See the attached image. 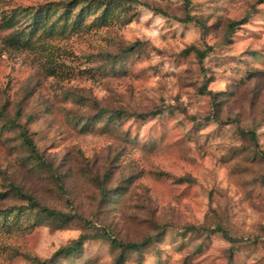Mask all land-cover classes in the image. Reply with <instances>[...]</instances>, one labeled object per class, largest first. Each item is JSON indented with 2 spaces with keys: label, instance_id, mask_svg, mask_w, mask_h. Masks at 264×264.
I'll use <instances>...</instances> for the list:
<instances>
[{
  "label": "rangeland",
  "instance_id": "1",
  "mask_svg": "<svg viewBox=\"0 0 264 264\" xmlns=\"http://www.w3.org/2000/svg\"><path fill=\"white\" fill-rule=\"evenodd\" d=\"M101 1L0 0V264H264V0Z\"/></svg>",
  "mask_w": 264,
  "mask_h": 264
},
{
  "label": "trees",
  "instance_id": "2",
  "mask_svg": "<svg viewBox=\"0 0 264 264\" xmlns=\"http://www.w3.org/2000/svg\"><path fill=\"white\" fill-rule=\"evenodd\" d=\"M184 2V8L186 10L189 9L191 2L190 0H183ZM100 4H113V5H118V6H130V5H142L152 11H154L157 14H162L165 15L166 12H164L162 9L152 6L149 3L146 2H142L141 0H102L101 2H99ZM62 5L65 7V9L69 10L73 5L74 2L71 3H62ZM184 22L190 23V22H194L200 26H202L201 21L196 20L195 18H193L190 15H187L185 17V19L183 20ZM243 24V21H236V22H232L229 26V28L231 30L235 29L236 27L240 26ZM3 26L6 27L7 29H12L15 27V22H14V18L13 17H7L3 19ZM17 36V35H16ZM14 38V36H13ZM12 41V38L11 40ZM139 44H134L132 46H129L126 51L127 52H134L136 50V48L138 47ZM193 51H195V53L197 54V56L199 57V59L202 61L203 59H205V57L207 56L208 51H199L198 49L195 48H191ZM207 90L204 88L203 92H206ZM212 98H215V94L213 92L208 91L207 92ZM161 112H151L149 114H142L141 117H147V116H157L159 115ZM117 117H122L124 115L123 111H118L116 112ZM210 119H215L217 120V116L214 115L211 118L207 117L206 120H210ZM249 135L251 136V139L255 142L256 141V133L255 132H249ZM22 136L24 139V143L27 145V147L31 150V152L35 155H38L35 145L33 143V141L30 139V137L28 136L27 132L25 130H23L22 132ZM8 192H3L0 193V199H4L8 196V194L10 192L14 193L15 195L19 196L20 198L26 200L29 202V204L34 207L37 208L39 207L38 202L32 198L31 196L25 194L24 192H22V190L16 186L13 185H9L8 186ZM62 194H65V192L62 190V188L60 189ZM40 211L53 219H62V220H70L71 218H77L79 220L85 221L81 216H79L78 214H76L72 208V206H70V211L69 212H62V211H57V210H53V209H48L45 207H41ZM188 229L190 230H194L195 232H203V231H212L215 233H221L225 238L227 239H231L229 234L227 233V231L223 230L222 228H216V229H208V228H204V227H198V228H194V227H189ZM105 235V234H104ZM103 235L101 233L95 234L93 236H88L86 234H81L76 240L72 241L69 245L65 246V247H61L59 248L50 259L45 260V261H40L39 259H35V264H54L56 263V261L60 258H65V257H71V256H76L78 255L82 249L83 246L85 244L86 241H88L89 239H97V238H101ZM153 241V238H147L146 240H144L143 242H139V243H131V242H123L119 239L116 238H112L111 239V247L114 249H119L121 251H141L144 247H147L149 245V243ZM122 259H117V261L115 262V264H123Z\"/></svg>",
  "mask_w": 264,
  "mask_h": 264
}]
</instances>
